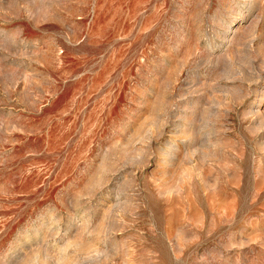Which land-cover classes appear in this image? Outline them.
<instances>
[{
	"label": "rangeland",
	"instance_id": "obj_1",
	"mask_svg": "<svg viewBox=\"0 0 264 264\" xmlns=\"http://www.w3.org/2000/svg\"><path fill=\"white\" fill-rule=\"evenodd\" d=\"M0 264H264V0H0Z\"/></svg>",
	"mask_w": 264,
	"mask_h": 264
}]
</instances>
